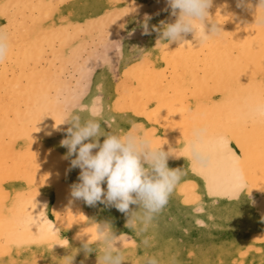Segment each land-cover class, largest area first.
<instances>
[{"label": "bare ground", "instance_id": "1", "mask_svg": "<svg viewBox=\"0 0 264 264\" xmlns=\"http://www.w3.org/2000/svg\"><path fill=\"white\" fill-rule=\"evenodd\" d=\"M1 1L3 5H0V15L6 13L5 11L8 10L5 9L9 7L16 9L11 12L13 14L7 15V24L2 25L3 28L8 24L9 28L10 25H22V28L15 27V30L7 35L10 49L5 57L8 60H17L16 65L19 68L3 62L4 60L2 61L3 64L0 62V264H29L30 262L24 255L22 257L15 256V250L13 253L12 250L7 251L4 247L6 242L25 241L23 243H30L33 246L39 244L42 247L48 243V239L53 237L51 233L57 234L60 230L71 229H73L72 240L76 241L78 246L67 251L65 257L71 256L72 264H81V261L83 264H99V259L85 257V254L83 256L80 254L79 259H75L73 256L75 255L74 251L81 253L80 250L83 247L80 248V245L83 242H86L89 237L90 239L93 238V233L88 230L95 229V219L100 213L95 215L96 212H94L91 217L94 220H90V222V217L86 223L85 219L88 209H95L94 207L99 205L97 202L89 205L82 198H75L71 195V186L73 185L71 181L75 179H69V171L64 173L65 176L67 174L68 176H60L63 174V169H69L70 163L69 158L66 157V146L60 147V143L54 142L51 138L53 129L60 127L59 124L57 125L59 127L52 128L56 125L52 124L53 120L50 119L52 113L49 110L51 109L49 102L53 98L51 99L48 89L51 86L48 81L43 82L44 85L37 86L38 83L35 79L33 80L34 77L31 78L28 74L29 66H31L29 65L30 57L44 53V48H48L45 44L48 45L50 42L44 43V35L49 28L46 23H39L41 18L45 15L49 17L50 12H55L53 21L61 25L60 16L65 10L69 9L68 12H72L73 17L79 20L83 18V15L102 5L109 6L113 0H84L82 2L72 0L68 6H60L55 1L50 0L52 3H45L43 4L44 8H40L42 9L38 13L40 15L32 14L34 19L38 20L33 26L23 23L22 16L30 14L35 6L38 8L37 3L42 0H36V2L35 0ZM108 8L106 7V9ZM108 11H112V9ZM208 11L212 20L217 19L220 22L217 24V27L222 31L219 35L200 44L199 40L193 38L192 33H188L183 45L173 42L166 49L160 42L158 47H152L150 51L147 49L148 54L145 52L147 56H143L142 61H139L140 63L137 61L138 65L129 67L128 71L124 70L122 82L125 83L117 84V87L118 85L121 86L122 90L119 91V98L115 99H119V102L116 101L119 108L132 109L136 117L140 114L138 125L142 126V129L144 128L143 131L156 144H162L161 147L163 146L164 150L169 152L170 157H176L180 154L189 164L194 162L200 164V161L194 158L191 146L194 142H199V133L202 128L206 126L209 128L208 135L210 137L215 135L217 140L221 137L225 138L227 149H230L231 153L236 156L245 159L241 172L243 181L248 185L251 195L253 194L259 199L255 204L257 214H253L262 218L263 223L255 224L256 217L252 214L251 216L254 218L253 220L250 219L252 221L249 222L250 224L247 223L246 219L244 221L248 230L250 228L264 234V157L261 155L260 147L264 129L261 127L259 118H257L254 126L249 123L247 128L243 124L238 126L229 124V119L237 114L239 107L246 99L258 101L261 93L264 92V24L258 22V18L264 16V12L258 8V5L255 7L244 6L243 0L236 7H233L229 0H212ZM174 20L175 18L168 23L174 22ZM97 23L99 24V22ZM77 24L80 28L84 26L79 21ZM207 25L212 27L210 22ZM13 26L12 28H14ZM64 28L65 31L63 32L66 33L69 28L67 29L65 26ZM51 31H55V29ZM53 43L54 41L51 45ZM82 46L84 45L82 44ZM44 67L43 72L47 70H44ZM34 69L36 70V68ZM32 71L34 70L30 72ZM43 75L46 74L43 73ZM58 80L60 79L58 78ZM46 97L48 98L47 103L45 102ZM30 110L33 113L34 111L37 112L36 122L32 121L30 114L33 113ZM55 116H51V118L53 119ZM55 118L57 119V116ZM103 125L101 122V127ZM116 125L115 128L121 126L120 118H117ZM126 125V120H123V128ZM104 130L110 132L106 128ZM30 131L45 138L30 139ZM236 136H240L244 142V150L238 144ZM103 139L104 137H100L101 142ZM173 150L175 152H172ZM227 154V151L213 153L207 166L210 171L214 172L211 179L220 191L226 190L223 189V186L231 179L228 162L224 159ZM24 176L34 183L32 185H30V181L26 184L23 183L21 177ZM102 187L106 191V183L102 184ZM179 187L178 185L173 192ZM188 187V184L183 186V195L189 190ZM211 193L213 192L211 191ZM182 194L179 195L182 197ZM170 197L172 196L170 195ZM171 202L173 203V201ZM240 206L242 207L241 204ZM109 207H102L103 211L112 214L116 208L114 205ZM131 208L134 210L133 206ZM244 213L246 215L245 211ZM41 214H43V218H41ZM28 220H31V224L26 223ZM40 222L41 227L47 225L48 235L44 240L36 238L40 231ZM84 229L89 233L81 235ZM235 229L231 228V232H228L230 239L221 240L224 245L217 251L220 260L217 258L214 262L208 256H203L197 260V264H232L231 260L234 261V256L237 253V246L234 247L233 241L237 243L239 240V238L235 239L234 231H237ZM247 234L249 235V233ZM217 240L216 238L214 241ZM223 246L227 248L225 254ZM161 251L162 254L156 253L155 255H158L163 261L174 259L175 264H179L180 261L176 256L172 258L167 255L168 248H163ZM245 252L242 251L241 254H245ZM257 254L247 253L242 259L243 264H264V248ZM125 255L127 260L123 264H140L141 258L145 256L140 255V253L137 256ZM64 258H59V262H57L54 257H48L47 261L48 264H65ZM238 260L236 257V262L233 264H238Z\"/></svg>", "mask_w": 264, "mask_h": 264}, {"label": "rangeland", "instance_id": "2", "mask_svg": "<svg viewBox=\"0 0 264 264\" xmlns=\"http://www.w3.org/2000/svg\"><path fill=\"white\" fill-rule=\"evenodd\" d=\"M42 1H39L37 3L39 9L37 8V6H35V8H32V10L30 11V14L22 16L23 23H26V25L30 26L35 25L36 21L38 20L34 19L33 15L41 12L42 9L40 8H44L43 4L52 3V1L50 0ZM53 1H55L60 6H68L70 5L72 0ZM79 1L82 2L84 0ZM229 1L232 3L233 7H236V5H238V0ZM243 2L244 6L255 7L256 5H258L259 7V0H243ZM1 3L2 1L0 0V5H3ZM106 7L109 8L106 9ZM122 8L124 9L122 10ZM109 9H112V11H108ZM5 10H8L9 12L5 11L6 13L0 15V31L6 34L7 37V35L15 30V27H20L19 29H21L22 25H10V29L8 24L3 28V26L7 24V15L16 9L15 7H9ZM68 10L63 11V15L60 16V20L62 21L61 25L53 21L55 19V12H50L49 17L48 15H45L40 19L39 23L43 22L48 25L49 29L45 32L46 34L44 35V38L46 42L44 41V43H48L50 41V45L45 44V46H47L48 48H44V53H41L40 55H34V57L31 56V61H29V65L31 66H29L30 69L28 75L31 78L34 77L33 80L35 79V81L38 83L37 86L44 85L46 81H48L51 86L48 90L50 91L49 94L51 99H53L49 102L51 106V109L49 110H51L50 112L53 114H51V116L56 115L57 119L55 118L56 116L53 119L50 116V119L53 121L59 119V121L62 122L61 116L64 108L67 105L73 103L74 98L79 92L84 90L87 91V95L85 96L83 101L85 104H87L90 103L92 98L97 95V89L99 86V88L101 89V94L103 96V106L105 113L104 119H106L111 124L112 128L120 131H126L132 124L138 125V118L140 117V114L136 117L132 109H121L118 107L119 99L116 100L115 98H119L122 87L119 85L117 87V84L122 82L123 73L125 71H128L129 67L138 65L136 62L138 61V63H140L142 61V57L147 56V49L150 51L152 47L155 48L161 44L158 41L162 29L161 21L167 24L168 22H170V20L175 18V16L173 15L170 16L172 10L168 4V0H113L112 2H110L109 6L102 5L95 10L90 11L88 14L83 15V18L79 20L78 18L76 19L75 17H73V13L68 12ZM113 12L116 14H114ZM146 17H148L147 20ZM100 19L101 22L99 21ZM78 21L79 23L84 24L85 27L81 26V29L79 24H77ZM97 22H99V24L101 25H99ZM145 23H147V31H145ZM71 25H73V27H71ZM12 26L14 28H12ZM64 26L67 27V29L69 28L68 31L70 33L68 31L66 33L63 32L65 31ZM207 27L210 29L211 25H207ZM54 29L55 31H51ZM74 31L77 32L75 33ZM56 33H58L59 36ZM52 40L54 41V46L51 45L53 42ZM82 44L84 46H82ZM145 52L147 54H145ZM32 59L34 60L32 61ZM3 60H0L1 64H3V62H7L8 64H13V66L16 68H19V66L16 65L17 60L13 61L6 58H4ZM33 63H36L37 66ZM86 64H88V67H95L96 70L92 73H88L84 70V65ZM43 67L44 70L47 69L48 71L46 70L43 72ZM34 68H36V70ZM31 70L34 71L30 72ZM43 73L46 75H43ZM58 78L60 80H58ZM39 80H41L40 83ZM122 83L124 84L125 82ZM57 97H59L58 101ZM30 112L33 113V111L31 110ZM9 115L12 116V114ZM37 116V112L35 111L33 114H30L33 122H36L38 118ZM117 118H120L121 126L115 128V126H117ZM123 120H126L127 124L124 127L125 129L122 126ZM53 121L52 124H55L56 126H53L52 128H57L59 126L60 127L57 129H53V135L51 134V138H53L52 140L54 142L60 143L61 140L68 135L67 129L71 125L69 122H62L59 126H57L56 122L53 123ZM103 124L104 128L112 131V129L105 122H103ZM30 133L32 134H30V139H35L38 137L45 138L40 134H35V132L30 131ZM60 147H62L61 143ZM162 149L164 150L163 146ZM67 151L68 149L66 150V153ZM172 152L175 151L173 150ZM179 155L180 154L177 155L178 157L173 156L174 158L169 156L167 159V164L169 168L182 170V176L180 177V180L176 185V187H178V185L180 187L171 194L172 197L169 198L166 206L155 217L152 225L146 232L142 231L139 225L129 226L127 222L130 216V212L133 210L131 207L133 206L134 210L138 207V205L135 204H130L129 210L127 212H122L115 207L116 209L111 214L110 212L103 211L102 207L105 206L106 208L108 206V208H110L109 206H113L114 204H108L105 202L104 204H101L103 201H97L99 206L96 205V207H94L95 209H88L85 223L86 221L88 222V217H90L89 222L90 220H94V218H91L94 212H96L95 215H98L100 213L98 215V218L95 219V222H109L112 225L115 234H121V236L125 238L123 242L118 241L117 246L122 247L124 244L125 254L131 256H137L139 255V253L140 255H153L156 253L162 254L161 249L168 248L167 255L172 258L176 256L180 261L179 264H197V260L203 256H208L211 261L215 262L217 258H219L220 260V257H218L219 253H217V251H219V248L224 245L221 240L230 239L229 233L231 232V228H237L235 229L237 231H234L236 235L235 239L237 240L239 238L237 243L233 241V244L235 245L234 247L237 246V253L236 256H234V261L231 260L232 264L233 262H236V257L239 259L238 264H243L242 259L247 253L258 255L257 253L262 251V249L264 248V234L263 232H256L254 231V229L249 228L248 230V226L244 221V219H246L247 223L250 224L249 222H252L250 221V219L253 220V218L257 216V212L255 211V204L259 200L258 197L253 194L251 195V192H249V187L245 183V181H243V184L239 189L231 190L229 189L227 183L225 186H223V189L225 188L226 190L220 191V189L215 187V183L211 179L214 172L210 171L207 167L202 169L201 163L199 164L197 162H194L193 164H189L186 160L183 159V157H181V155ZM67 158H69L68 160L70 163V165L68 166L69 169H63V174H61L60 176H65L64 173H67L69 171V179H77L76 181H71L74 184V182H78V175L81 169L79 167L71 166V160L75 158V154H73L72 156H67ZM66 176H68V174ZM186 177L187 179H185ZM21 178V181H23V183L25 182V184L29 183V181L31 182L30 185L34 183L31 180L27 179L25 176ZM181 181L183 182L181 183ZM185 184L189 185V187L187 188L189 190H187V193L183 195L182 188ZM210 186H213V193H210V191H208L210 189ZM179 194H182L183 196L181 197ZM171 201H173V203ZM240 204L242 205V207L240 206ZM250 205H252L253 207ZM244 211L246 212V215ZM253 213L256 214L254 215ZM240 214L241 216L239 217ZM251 214L254 217L251 216ZM238 217L243 221H240ZM256 218L254 221L255 224L263 223L262 218ZM98 220L99 222H97ZM224 223L227 228L224 226ZM228 224L229 226H227ZM230 225L232 226L230 227ZM252 230L254 233L252 232ZM59 232L48 239V243L42 247L39 244H36L37 246H33L30 243L18 242H6L4 244V247L7 251L12 250V253L13 250H15V256L22 257L24 255V257H27L30 260L29 264H48V257H54L56 261L59 262L58 259L64 258L67 254V251H69L74 246H78V244H76L77 242H74L72 240L73 229L63 231L60 230ZM247 233H249V235ZM58 236L60 237V239ZM226 236L229 238H227ZM146 238L148 239L147 245L145 244ZM216 238L218 240L215 242L214 240ZM55 239L57 240L55 241ZM61 241H67V244H63L61 243ZM83 244L84 242L80 245V248L83 247ZM56 247L59 248L57 249ZM226 250L227 248L223 246L224 254L226 253ZM80 251L81 253H79V251H74L75 255L73 256L75 259H79L80 254H82L81 256L85 254V257H89L92 259H99L98 246L97 249L88 252V254L84 250V247ZM242 251H246L245 254H241Z\"/></svg>", "mask_w": 264, "mask_h": 264}, {"label": "clouds", "instance_id": "3", "mask_svg": "<svg viewBox=\"0 0 264 264\" xmlns=\"http://www.w3.org/2000/svg\"><path fill=\"white\" fill-rule=\"evenodd\" d=\"M211 3L212 0H168L175 20L167 24L161 21L158 41L167 49L173 42L183 45L188 33H192L200 44L219 35L222 31L217 24L220 22L212 20L209 15ZM238 3H242V0H238ZM258 8L264 9V0H259ZM208 22L212 24L210 29ZM258 22L264 24V16L259 17ZM9 49L8 38L0 40V60L6 57ZM87 65H84V70L88 73L96 70ZM86 95V90L79 92L73 103L64 108L61 116L62 122H69L71 126L60 143L68 149L66 157L75 154L71 166L81 169L78 182L71 186V195L82 198L89 205L97 201L114 204L122 212L128 211L130 204L138 205L130 212L127 222L129 226L139 225L146 232L168 203L182 170L168 167L169 152L162 149V144L157 145L140 125L132 124L126 131L112 128L104 119L103 96L99 86L97 95L87 104L83 102ZM102 121L112 131L106 132L101 127ZM60 123L56 122L57 125ZM100 137H104L102 142ZM198 143H193L191 151L194 158L200 161L203 155ZM104 183L107 185L106 191L102 187ZM84 233L89 232L84 229L81 235ZM121 237V234H115L109 222L95 223V238L89 237L83 247L87 252L99 247V264H123L127 260L124 244L117 246L118 241L123 242ZM145 244H148L147 238ZM64 261L65 264H72V257H65ZM140 264H175V260L165 262L153 254L142 257Z\"/></svg>", "mask_w": 264, "mask_h": 264}, {"label": "snow or ice", "instance_id": "4", "mask_svg": "<svg viewBox=\"0 0 264 264\" xmlns=\"http://www.w3.org/2000/svg\"><path fill=\"white\" fill-rule=\"evenodd\" d=\"M264 12V9H261ZM6 34L0 31V40L4 39ZM48 98H45V102L47 103ZM59 97H57V101ZM257 118H259V122L261 124L262 129H264V92L261 93L258 101H253L246 99L242 106L239 107L238 112L235 116L229 119V124L234 125H241L245 128L248 127L249 123L253 126L257 122ZM60 121L57 120V123ZM209 128L206 126L200 130L199 136V143L198 147L201 150L203 155V159L200 160L201 168L204 169L209 164V159L213 153L218 151H227V156L224 159L228 162V168L231 175V179L228 182V187L231 190L239 189L243 184V178L241 175L242 166L245 163V159L243 157L236 156L235 154L231 153L230 149H227V141L225 138L221 137L219 140L216 139L215 135L209 136ZM237 142L240 145L241 149L244 150L245 144L242 142L240 136H236ZM261 155L264 157V132L261 135ZM213 190V186H210V193ZM41 218H43V214H41ZM26 223L31 224V220L26 221ZM39 233L37 234V239L44 240L47 238V225L41 227V222L39 223ZM89 232L93 233V239L95 238V229H89ZM51 235H55V233H51ZM124 240V237H121ZM25 241H18V243H23ZM63 244H67V241H61Z\"/></svg>", "mask_w": 264, "mask_h": 264}]
</instances>
